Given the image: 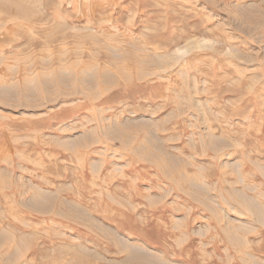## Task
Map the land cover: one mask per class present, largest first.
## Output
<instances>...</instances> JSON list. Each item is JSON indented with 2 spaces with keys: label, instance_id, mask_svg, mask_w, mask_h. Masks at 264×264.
<instances>
[{
  "label": "rangeland",
  "instance_id": "1",
  "mask_svg": "<svg viewBox=\"0 0 264 264\" xmlns=\"http://www.w3.org/2000/svg\"><path fill=\"white\" fill-rule=\"evenodd\" d=\"M0 264H264V0H0Z\"/></svg>",
  "mask_w": 264,
  "mask_h": 264
}]
</instances>
